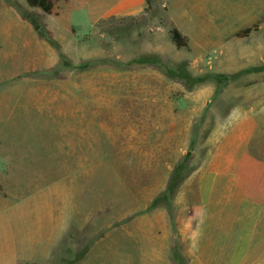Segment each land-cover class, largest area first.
<instances>
[{
    "label": "rangeland",
    "instance_id": "obj_1",
    "mask_svg": "<svg viewBox=\"0 0 264 264\" xmlns=\"http://www.w3.org/2000/svg\"><path fill=\"white\" fill-rule=\"evenodd\" d=\"M197 1L172 19L165 0L124 18L101 17L121 0H0V204L53 188L75 209L41 264H203L220 173L238 225L261 213L242 264H264V0Z\"/></svg>",
    "mask_w": 264,
    "mask_h": 264
},
{
    "label": "crops",
    "instance_id": "obj_2",
    "mask_svg": "<svg viewBox=\"0 0 264 264\" xmlns=\"http://www.w3.org/2000/svg\"><path fill=\"white\" fill-rule=\"evenodd\" d=\"M165 1L170 5L172 19H182L187 13L188 4L193 5V12L196 14L197 0ZM146 5V0H121L100 16L137 17L144 13ZM174 5L183 15L172 13ZM73 12L65 13L62 18L68 19L70 26L81 28L84 24H81L75 16L77 14ZM215 174L218 176V173ZM219 176L224 179V183H221L222 202L219 201L220 208L215 210V214L207 216L203 223L198 258L203 260V264H242L254 242V221L261 213L251 206L245 222L238 225L242 207L232 204L233 191L237 186L236 175L220 173ZM54 193L53 188H48L21 202L0 204V264H41L45 260L54 259L56 250L74 223L72 213L75 211L73 206L69 209V206L56 204ZM209 221H212L211 225H208ZM165 230L168 234L167 225ZM181 233L180 230L177 235ZM166 238L164 237L165 240ZM161 258L168 260L170 257L167 255L156 259Z\"/></svg>",
    "mask_w": 264,
    "mask_h": 264
},
{
    "label": "trees",
    "instance_id": "obj_3",
    "mask_svg": "<svg viewBox=\"0 0 264 264\" xmlns=\"http://www.w3.org/2000/svg\"><path fill=\"white\" fill-rule=\"evenodd\" d=\"M27 4L31 8H39L46 14H52L54 9V0H26ZM257 27H254V29ZM253 28L246 29L238 34L239 37L248 36L252 32ZM170 36L173 44L178 48H187L188 47V39L182 35V33L177 29L173 28L170 31ZM185 177L179 175V173L173 177L171 183L169 185V192L174 193L179 185L184 182ZM156 208L155 205H153Z\"/></svg>",
    "mask_w": 264,
    "mask_h": 264
}]
</instances>
